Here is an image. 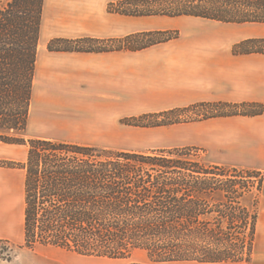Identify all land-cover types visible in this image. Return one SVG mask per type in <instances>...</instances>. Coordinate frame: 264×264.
Returning <instances> with one entry per match:
<instances>
[{
  "label": "trees",
  "instance_id": "16d2710c",
  "mask_svg": "<svg viewBox=\"0 0 264 264\" xmlns=\"http://www.w3.org/2000/svg\"><path fill=\"white\" fill-rule=\"evenodd\" d=\"M42 5L43 0H11L0 7V142L27 147L23 164L0 161V168L24 171V247L112 260L142 251L158 264H251L256 204L247 208L243 199L255 181L259 192V172L205 167L185 148L126 152L9 135L26 129ZM107 9L129 17L264 24V0H123ZM177 37L176 31H163L112 40L57 39L48 50L136 52ZM232 53L264 54V40L242 41ZM192 108L206 113L191 122L264 112L254 103H201L124 118L120 124L171 126Z\"/></svg>",
  "mask_w": 264,
  "mask_h": 264
},
{
  "label": "crops",
  "instance_id": "0c3cea01",
  "mask_svg": "<svg viewBox=\"0 0 264 264\" xmlns=\"http://www.w3.org/2000/svg\"><path fill=\"white\" fill-rule=\"evenodd\" d=\"M120 1L43 0L24 136L94 146L89 143L111 141L124 118L201 103L264 108V54L232 53L242 41L264 40V24L108 12V5ZM163 31L178 37L136 52L48 50L57 39L112 40ZM139 131L175 132V148L202 147L213 164L262 175L251 264H264V112ZM8 147V161H25L24 146ZM23 211L24 171L0 168V240H20Z\"/></svg>",
  "mask_w": 264,
  "mask_h": 264
},
{
  "label": "rangeland",
  "instance_id": "374dc122",
  "mask_svg": "<svg viewBox=\"0 0 264 264\" xmlns=\"http://www.w3.org/2000/svg\"><path fill=\"white\" fill-rule=\"evenodd\" d=\"M11 0H0V7H6ZM224 24V23H223ZM206 113L204 109L192 108L187 112H181L178 116L180 124H192L189 120L197 118L201 114ZM160 120L163 118H159ZM148 122L157 121L156 118H150ZM189 121V122H188ZM119 126L117 131L111 134L113 138L111 141L106 142H90L93 147L110 149L114 151H139L147 152L150 150H163L173 149L178 141V134L175 132H160L157 134H141L139 128L123 126L118 122ZM175 124V125H180ZM10 136L21 137L25 140L29 139V136H24L23 133H9ZM16 146V145H15ZM105 147V148H104ZM27 150V147L24 146ZM189 151L190 159L202 164L205 167L222 165L213 164L212 159L208 158L204 152V148L196 146L182 147ZM181 148V149H182ZM4 149V150H1ZM7 144L0 142V161H8L6 157L13 156L8 152ZM22 149V148H21ZM19 165L24 163V159L21 157L13 161ZM229 168V167H225ZM8 169V168H7ZM21 170V169H18ZM240 170V169H239ZM248 171V170H246ZM256 181L254 187L243 199V204L247 208H252L258 204V190L256 188ZM11 257V260L7 262L5 259ZM158 264L149 261L146 254L142 251H134L132 255L125 259L112 260L107 258L96 257H83L74 253H69L53 247L36 246L34 249L29 250L24 247V234H21L20 240H0V264ZM161 264H198V263H161ZM225 264H242V263H225Z\"/></svg>",
  "mask_w": 264,
  "mask_h": 264
}]
</instances>
